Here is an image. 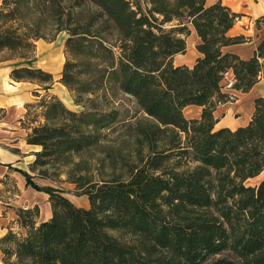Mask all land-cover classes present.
Returning <instances> with one entry per match:
<instances>
[{"label":"trees","instance_id":"obj_1","mask_svg":"<svg viewBox=\"0 0 264 264\" xmlns=\"http://www.w3.org/2000/svg\"><path fill=\"white\" fill-rule=\"evenodd\" d=\"M207 1L1 0V61L33 62L40 41L55 42L65 31L69 59L60 82L77 103L115 88L157 123L141 143L147 157L139 151L127 177L106 176L105 160L93 168L84 157L105 146V131L118 129V111L95 104L76 113L45 95L38 104L45 122L27 137L40 148L30 171L66 176L75 186L70 193L87 197L90 207L77 206L64 189L46 190L51 217L38 223V207L19 212L27 232L10 230L0 240L5 264H264V179L248 184L264 172V98L236 131L217 130L215 117L232 98L223 92L230 72L242 93L264 76V42L249 60L225 53L247 42L229 35L242 15L223 0ZM190 24L201 57L193 67L176 66ZM11 78L46 92L55 83L34 67H16ZM189 106L203 108L200 119L185 117ZM24 176L32 186L31 174Z\"/></svg>","mask_w":264,"mask_h":264},{"label":"rangeland","instance_id":"obj_2","mask_svg":"<svg viewBox=\"0 0 264 264\" xmlns=\"http://www.w3.org/2000/svg\"><path fill=\"white\" fill-rule=\"evenodd\" d=\"M259 1L261 2V0L234 1L233 8L231 9L234 12L242 15V17L236 24L237 30H241L242 27H246L251 23L252 17L256 16L255 14H252L253 7H257L256 3H258ZM254 25L256 27H263L264 17H261L260 19L254 21ZM68 37V33L63 31L60 33L57 40L53 44L43 40L40 41L37 45L39 48L37 50L35 60L28 63L33 64L37 62L38 65H41L43 67L51 66L53 64V61L54 63H57V67H55L54 69V89L56 91L55 94L60 98V101L70 111L76 113L91 111L93 110V106L95 104H97L100 110L112 109L118 111V121L116 124L118 129L115 132L105 131V134H107L106 143H104L105 146H103L101 149L99 148L94 153L88 154V156H85L84 158L89 160V164L93 168L97 166V158L105 160L103 171L105 172L106 176H111L112 174H114L119 177H127V164L136 163V161L138 160V152L143 151L142 155L144 157H147L148 148L145 145L143 146V149H140L142 147L141 143L145 141L146 136L154 130V128L157 126V123L154 119L150 118L141 111L134 98L125 95L115 88H112L110 90L109 87L103 88L101 90H98L95 95H92L90 97L86 96L81 103H77L78 98L75 93L71 92L60 82L62 79L64 65L69 59V56L65 52V44ZM192 45L193 42L190 39L188 46L192 47ZM46 47L49 48L45 49ZM4 57H8V55H3L2 58ZM20 64H25V61L20 60ZM88 70L91 69H83V71H85L86 73L83 78L91 77V72L87 74ZM35 89L37 91H41V94L46 95L44 86H40L38 84V87H36ZM88 98H93L95 103L90 101ZM234 99L235 97L232 96L229 102L233 101ZM44 111L45 110H43V112ZM40 112L42 113V111ZM41 113H38L36 115L32 113V119H37L41 115ZM38 121H41V119H38ZM94 154L96 155L94 156ZM110 156L111 159L115 161V163H112L109 160ZM130 168L131 167H129V169ZM24 172L25 171L23 170H21V173L18 172L16 178H7V186L3 187L0 191V197H2V199L0 198V200L2 201V203H0V225H7V229L11 228L14 232L17 233L27 232V230L22 229L17 223L19 217L18 214L22 209L34 210L36 207H38L39 217L35 218L38 223L49 219L52 210L49 203L50 197L48 194H46V190L64 189L66 191L65 196L69 199H73L71 197L75 196L70 193L75 189V186L68 182L66 176H61L56 179H44L40 178L39 176H33L32 173H29L31 174V186L28 185V181L24 176ZM263 178L264 173L260 177L249 181L248 184L252 186L257 185ZM19 179L22 181H20ZM75 197L81 198L79 202L75 201L78 204L77 206L85 208L90 207V205L88 206L86 202L87 197Z\"/></svg>","mask_w":264,"mask_h":264},{"label":"crops","instance_id":"obj_3","mask_svg":"<svg viewBox=\"0 0 264 264\" xmlns=\"http://www.w3.org/2000/svg\"><path fill=\"white\" fill-rule=\"evenodd\" d=\"M217 1L218 0H208L207 4L212 5ZM234 1L235 0H223V4L233 8ZM259 2L256 3L257 7H253L252 14L256 16L252 17L251 23L246 27H242L241 30H237V25H235L229 32V35L232 37H246L247 42L226 47L224 49L225 53L237 54L244 60H249L254 57L260 44L264 42V26L256 27L254 25V21L264 17V0ZM189 29L191 34L187 37V46L190 39L193 45L192 47H187V53L185 55H177L174 58L176 66L185 65L193 67L197 59L201 57V54L197 50L200 38L191 24L189 25ZM53 43L54 42H52V44ZM38 48L37 46V50ZM48 48L49 47H46L45 49ZM52 63L53 64L49 67H43L38 65L37 62L33 64H27L26 62L25 64H20V60H0V191L3 187L7 186V178H16L19 171L23 170L27 173H32L30 171V165L35 161L36 157L34 154L40 151V149L38 146L29 145L27 143V137L32 132V128L44 123L41 115L39 116L40 118L32 119V113H34V115L41 113L40 111H42V108H39L38 104L45 95L41 94V91L35 89L38 87L36 83L14 81L11 78L12 70L16 67H34L43 69L54 75V69L57 67V63H54V61ZM54 85L49 92L45 91L46 95L49 94L58 97L55 94ZM224 86L223 92L234 96L235 99L217 107L215 117L219 122L216 125V129L228 128L232 131H236L241 127H246L251 122L255 112V100L257 98H264V76L248 93H242L233 88V72L227 75ZM202 112L203 108L198 106H189L184 110L185 117L189 120L200 119ZM38 119H41V121H38ZM32 175L37 176L33 173ZM0 198L2 199V197ZM0 203H2L1 200ZM10 230L12 229H7V225H0V240L5 237ZM0 264H5L1 249Z\"/></svg>","mask_w":264,"mask_h":264},{"label":"bare ground","instance_id":"obj_4","mask_svg":"<svg viewBox=\"0 0 264 264\" xmlns=\"http://www.w3.org/2000/svg\"><path fill=\"white\" fill-rule=\"evenodd\" d=\"M71 198L73 199H70L72 202H74L76 205H78L75 201L79 202L81 198H76L75 196H72ZM86 202H87V205L89 206L90 203L88 201V199L86 198Z\"/></svg>","mask_w":264,"mask_h":264}]
</instances>
